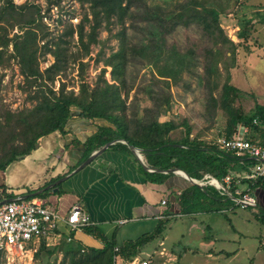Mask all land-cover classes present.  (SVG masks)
<instances>
[{"label": "trees", "instance_id": "16d2710c", "mask_svg": "<svg viewBox=\"0 0 264 264\" xmlns=\"http://www.w3.org/2000/svg\"><path fill=\"white\" fill-rule=\"evenodd\" d=\"M79 1L83 6L88 5L81 22L77 25L82 42L86 36L90 37V42L97 41V28L101 26L103 20L121 25L115 34L119 38V48L106 60V63L112 66L114 82L104 80L92 90L86 85L79 94L67 91L65 84L56 91L45 82L46 77L54 81L69 60L70 53L65 45L67 41L62 39L63 36L55 42L54 49L49 46L50 41L46 42L45 48L53 52L55 62L46 74L40 70L39 41L40 38L47 36V33L40 29L42 26L40 5L31 1L19 4L14 0H3L0 4V64H8L6 61L8 55L17 58L21 73L30 79L31 84L38 85L36 103L33 107L18 112L4 110L0 113V169L4 170L11 162L31 153L45 135L55 130L65 132L73 109L79 108L81 115L85 117L103 118L114 124V127L101 126L88 140L91 145L88 155L96 147L121 138L141 148L146 162L155 170L180 168L189 171L192 177L197 179L209 173L222 181L234 175V183L238 182L235 175L252 170L258 163L256 158L240 157L232 150L222 149L215 140H208L200 135L193 136L191 125L186 124L188 129L186 128L182 137L174 138L172 132L180 125L173 119L161 121L159 115L164 110L154 113L150 120L146 111L143 115L146 117L140 118L139 112H136L134 113L136 118L132 119L128 114L129 105L122 95V89H126L127 92L131 89L127 85L134 67L130 57L134 55L143 54L147 57L145 60L142 56L145 67L149 65L156 69L159 77L171 78L174 81L181 79L185 72H190L201 76L200 82L209 79L211 83L212 75L218 78L223 76L221 67L223 66L227 73L223 83L213 82L215 86H220V106L227 114V126L223 135L233 138L239 135L240 127L244 126L248 128L246 137L264 145L262 126L264 105L257 104L250 113H245L234 105V100L241 96L242 90L231 81V65L227 64L226 59L230 56L227 54L230 51L233 55L231 58L235 60L237 44L225 34L221 26L220 4L214 0H172L164 4H150L148 0ZM129 20L132 24L127 26ZM87 21L92 22L90 35L86 30ZM135 22L140 25L142 23L144 34L140 46L131 44L133 41L130 36ZM241 22L239 36L246 40L249 33L247 27L252 21L247 19ZM15 27L20 28V32L11 35ZM188 28L196 29L204 40L217 46L214 50L210 44L211 47L206 50L204 56L206 73L203 71L205 74L198 72L200 58H193L192 50L182 52L177 47L168 45L167 39L171 33ZM68 29L69 34L75 30L72 24L68 25ZM11 44L12 52L9 48ZM194 68L196 70H193ZM43 77L44 81L39 82ZM166 102L170 103L169 99ZM256 118L261 121L260 124L255 123ZM115 146L130 150L123 142H117ZM146 172L150 177H156L161 181L166 176L163 172ZM253 182L254 187L260 185L264 188V177H259ZM164 229L165 224L160 221L154 232L123 245H118L115 234L109 239L97 230L104 241L101 248L85 246L81 242H68L66 239L53 247H48L42 242L36 259L41 260L44 255L54 256L63 252L62 264H116L119 256L133 260L139 254L140 247L162 234ZM72 235L74 238V234ZM117 246L119 250H116Z\"/></svg>", "mask_w": 264, "mask_h": 264}, {"label": "crops", "instance_id": "0c3cea01", "mask_svg": "<svg viewBox=\"0 0 264 264\" xmlns=\"http://www.w3.org/2000/svg\"><path fill=\"white\" fill-rule=\"evenodd\" d=\"M80 111L73 109L65 132L55 130L45 135L31 153L0 169V183L17 191L8 195L0 188V200L36 197L63 217L59 221L63 236L44 238V244L53 247L66 239L101 248L104 241L99 230L109 239L115 234L118 245H123L154 232L163 221L162 234L142 245L133 260L119 256L116 264H136L143 259H149L150 264H236L241 252L246 253L248 261L258 257L261 245L254 244L252 249L248 239L252 237L253 217L264 220V188L254 187L252 180L243 178L245 171L239 173L238 185L256 196V206L235 203L216 185L195 184L180 171L146 169L130 148L115 146L120 140L82 166L101 147L88 155V140L101 126L114 124L85 117ZM142 158L146 162L144 154ZM146 171L166 176L161 181ZM206 175L194 179L203 180ZM164 198L166 204L162 203ZM76 203L82 204L92 223L68 240L65 217ZM186 226L193 233L197 228L198 245L191 243L192 237H185ZM221 226L224 233L218 234ZM176 227L181 228V235L169 238Z\"/></svg>", "mask_w": 264, "mask_h": 264}, {"label": "rangeland", "instance_id": "374dc122", "mask_svg": "<svg viewBox=\"0 0 264 264\" xmlns=\"http://www.w3.org/2000/svg\"><path fill=\"white\" fill-rule=\"evenodd\" d=\"M14 1L19 4L31 1L41 7L42 26L40 29L47 33V36L40 38L39 41L40 70L44 74L55 62L53 52L47 51L45 43L50 41L49 46L54 49L56 47L55 42L62 36V39L67 41L65 45L69 48V60L64 64L63 69L59 71L53 82L45 76V82L49 83L54 90L59 91L65 84L67 91L79 94L86 85L90 86V90H92L98 84H102L104 80L114 82L112 66L106 63V60L119 48V38L115 34L120 29V24L107 23L106 20H103L101 26L97 28V41L90 42V37L86 36L82 42L77 25L87 10V4L83 6L79 0ZM171 1L148 0L147 2L164 4ZM214 1L221 6L220 22L225 34L237 44L235 60L231 58L233 56L231 52L228 53V49H225V52L230 55L226 62L231 65V81L242 90L241 96L234 100V105L243 112L250 113L257 104L264 105V0ZM2 2L3 0H0V4ZM89 17L92 19V15ZM247 19L252 22L247 27L248 38L244 40L239 36V32L242 28L241 21ZM91 23L87 21L88 35H90ZM69 24L75 28L72 34L68 33L70 29L67 30ZM131 24V20L127 21V26ZM141 25L137 22L132 25V35L130 36L133 41L132 45H141L143 39L141 37L144 34ZM18 32H20V28L15 27L11 35ZM168 37L169 46H175L182 52L192 50L193 58H200V64L197 67L198 72L204 73L205 70L206 73V59H204L206 50L211 45L215 50L216 45H213L212 42L209 43L206 39L204 40L196 29H180ZM88 42L90 43L87 45ZM9 48L12 52V44ZM142 56L145 60L147 59L143 54ZM142 56L130 57L134 67L130 72V80L127 86L131 89L128 92L126 89H122V95L129 105V117L136 118L134 116L136 112H139L137 114L140 118L146 117V115L143 116L146 111L149 115L148 120H150L154 113L164 110L159 115L161 121L173 119L180 125L178 129L172 132L174 138L182 137L187 128L186 124L192 126L193 136L200 135L215 141L224 136L227 114L220 106V86L213 84L214 81L223 83L227 76L223 66H221L223 76L218 78L212 75L211 83H209V79L200 82L202 77L190 74V72H185L181 79L174 81L171 78L159 77L156 69L149 65L145 67ZM6 61L8 62L7 65L0 64V113H3L4 110L18 112L24 108L33 107L36 103L38 85L36 83L31 84L30 79L28 80L21 73L17 58L8 55ZM206 76L208 75L206 74ZM41 81H44V77L39 80V82ZM168 99L170 103L166 102ZM245 129L248 128L241 126L239 133L241 131L243 133ZM0 188L6 190L8 195L17 192L10 189L4 182L0 183ZM253 218L254 223L250 225L252 237L248 239V242L252 249H255L254 244L261 245L260 253L256 259L249 258L248 261L246 253L241 252L236 264H264V225H262L264 220L257 217V219ZM180 230V227H176L169 234V238L173 239V237L180 236ZM193 230L194 233L186 226L183 233L186 238H193L191 242L193 245H198L199 241L195 237L197 228H193ZM221 233H224L222 226L218 234ZM63 257V253L60 252L54 256L44 255L41 260L36 259V261L41 264H62Z\"/></svg>", "mask_w": 264, "mask_h": 264}, {"label": "built area", "instance_id": "2783aa9c", "mask_svg": "<svg viewBox=\"0 0 264 264\" xmlns=\"http://www.w3.org/2000/svg\"><path fill=\"white\" fill-rule=\"evenodd\" d=\"M254 121L257 124L261 123L258 118ZM262 126L264 127V124ZM247 132L248 129H245L241 137L221 136L216 142L222 149L232 150L240 157H253L258 160L251 171L242 174L243 178L254 181L264 177V145L251 141L245 136ZM240 176L235 175L238 182ZM197 181L216 185L225 196L236 203L249 206L257 204L254 194L241 189L238 182L234 183V175L222 181L208 173L203 180ZM166 202V198L162 199L163 204ZM62 219L63 217L56 210L36 197H17L9 202L0 203V264H40L36 261V253L44 238L63 236L59 226V221ZM65 222L70 230L67 238L72 240V234L90 225L92 220L82 204L76 203L65 217ZM116 250H119L118 246ZM136 264H150V260L143 259Z\"/></svg>", "mask_w": 264, "mask_h": 264}, {"label": "water", "instance_id": "95a60500", "mask_svg": "<svg viewBox=\"0 0 264 264\" xmlns=\"http://www.w3.org/2000/svg\"><path fill=\"white\" fill-rule=\"evenodd\" d=\"M242 134L243 133L241 131L239 133V136L241 137ZM116 140H120V141L126 143L129 146V148L139 157V159H140L142 165L144 166V168L149 169V170H155V169L151 168L150 166H148V164L143 160V158H142V149L141 148L133 145L128 140L121 139V138L112 140V141L107 142L104 145H102L98 150L94 151L81 165L84 166L87 163H89L90 161H92L96 156L101 154L106 148H108ZM168 171H180V172L184 173L193 183L198 184V181L196 179H194V177H192L191 173L189 171H187V170L180 169V168H170V169H168ZM50 187H52V185L48 186V188H50ZM41 191H43V190H41ZM26 196H28V195H26ZM12 199L13 198H6V199H3V200H0V203L9 202Z\"/></svg>", "mask_w": 264, "mask_h": 264}]
</instances>
